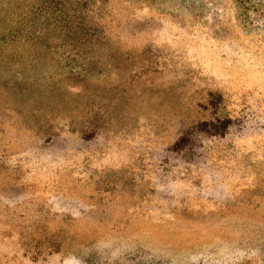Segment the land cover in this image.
<instances>
[{"label":"rangeland","instance_id":"374dc122","mask_svg":"<svg viewBox=\"0 0 264 264\" xmlns=\"http://www.w3.org/2000/svg\"><path fill=\"white\" fill-rule=\"evenodd\" d=\"M88 1L0 63V264H264V0Z\"/></svg>","mask_w":264,"mask_h":264},{"label":"trees","instance_id":"16d2710c","mask_svg":"<svg viewBox=\"0 0 264 264\" xmlns=\"http://www.w3.org/2000/svg\"><path fill=\"white\" fill-rule=\"evenodd\" d=\"M1 1L0 22L2 15L9 10L2 6L15 4L20 0ZM89 7L90 1L88 0H28L23 10L29 11L28 15H33V18L27 20L22 16L24 18L18 21L20 27L16 30L12 27L8 31L0 26V63L4 59L8 60L17 56L26 58L27 53H10L16 50L17 45L21 43L28 44L35 49L42 47L49 49L50 43H56L57 47L58 45L63 47L69 43L68 46L73 54L83 56L82 51L85 48H94L101 40L96 30L98 23L91 16ZM37 54V52L33 53L38 56Z\"/></svg>","mask_w":264,"mask_h":264}]
</instances>
